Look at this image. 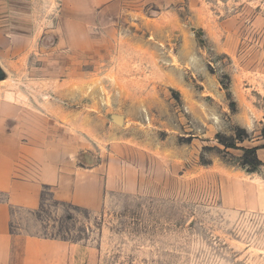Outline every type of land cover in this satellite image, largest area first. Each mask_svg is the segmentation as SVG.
Wrapping results in <instances>:
<instances>
[{"label":"rangeland","instance_id":"1","mask_svg":"<svg viewBox=\"0 0 264 264\" xmlns=\"http://www.w3.org/2000/svg\"><path fill=\"white\" fill-rule=\"evenodd\" d=\"M92 2L10 0L34 41L0 86L113 190L97 211L45 191L12 228L97 264H264V0Z\"/></svg>","mask_w":264,"mask_h":264},{"label":"crops","instance_id":"2","mask_svg":"<svg viewBox=\"0 0 264 264\" xmlns=\"http://www.w3.org/2000/svg\"><path fill=\"white\" fill-rule=\"evenodd\" d=\"M9 1L0 0L2 67L21 61L34 41L33 22L18 32L17 9ZM5 94L0 86V264H97L89 245L14 230L13 211H35L45 191L58 203L97 211L113 190L110 165L78 149L65 150L59 129L45 115Z\"/></svg>","mask_w":264,"mask_h":264},{"label":"trees","instance_id":"3","mask_svg":"<svg viewBox=\"0 0 264 264\" xmlns=\"http://www.w3.org/2000/svg\"><path fill=\"white\" fill-rule=\"evenodd\" d=\"M246 153H251L253 155L252 159L245 158L244 165H247L251 168H255L257 165H259V161L256 156V148L252 149H244Z\"/></svg>","mask_w":264,"mask_h":264},{"label":"water","instance_id":"4","mask_svg":"<svg viewBox=\"0 0 264 264\" xmlns=\"http://www.w3.org/2000/svg\"><path fill=\"white\" fill-rule=\"evenodd\" d=\"M4 79H5V73L3 69L0 67V82L3 81ZM112 120L116 123H121L122 118L120 116H113Z\"/></svg>","mask_w":264,"mask_h":264}]
</instances>
